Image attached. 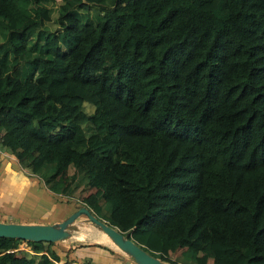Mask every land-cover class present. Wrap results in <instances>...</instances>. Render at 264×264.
Masks as SVG:
<instances>
[{
  "label": "trees",
  "instance_id": "trees-1",
  "mask_svg": "<svg viewBox=\"0 0 264 264\" xmlns=\"http://www.w3.org/2000/svg\"><path fill=\"white\" fill-rule=\"evenodd\" d=\"M54 5L0 0L2 146L167 264H264V0Z\"/></svg>",
  "mask_w": 264,
  "mask_h": 264
},
{
  "label": "crops",
  "instance_id": "crops-1",
  "mask_svg": "<svg viewBox=\"0 0 264 264\" xmlns=\"http://www.w3.org/2000/svg\"><path fill=\"white\" fill-rule=\"evenodd\" d=\"M60 195L64 199L67 197V195L52 192L44 187L34 172L32 173L28 168L22 166L8 149L3 148L2 154H0V221L56 223L59 219L56 220L57 214L53 207L55 197H61ZM68 203L63 202L62 206L67 208L70 206H67ZM57 241L59 242L60 239ZM58 242L52 241L49 246L62 261L65 260V256L79 261V259H85L92 254L101 264H136L127 259L118 258V256L112 255L113 253L108 252V256H105L96 248L89 247L88 244H80L78 247L90 248L92 253L84 251L85 256L80 258L77 252L78 248L74 247L75 244ZM44 245H47V241H44ZM100 257L103 259L100 260ZM68 264L82 263L73 261Z\"/></svg>",
  "mask_w": 264,
  "mask_h": 264
},
{
  "label": "rangeland",
  "instance_id": "rangeland-1",
  "mask_svg": "<svg viewBox=\"0 0 264 264\" xmlns=\"http://www.w3.org/2000/svg\"><path fill=\"white\" fill-rule=\"evenodd\" d=\"M60 1H62V0H55V5H54V11L55 12L57 11V5L60 3ZM96 9L97 8H95L94 6H91L90 10H89L90 14H93ZM83 107L88 112L92 110L91 104L86 102V101L83 102ZM89 125L90 124H88V123H84L83 127L85 129H88ZM71 194H72L71 195V197H72L71 199L74 202H72L71 199H70V201L67 200L68 197H65L66 199H64V197L62 195H60L61 197H58V196L55 197V205H54L53 208H55L54 212H56V214H57L55 216L56 220L63 219L64 217L67 216V214L69 213L70 210L71 211L75 210L77 208L76 205H78L79 202H80L77 199L78 196L85 195L86 191H83L80 188L76 187V188H74L72 190ZM63 202H66V203L69 202L67 206H69V205L70 206L67 207V208H64V206H62ZM8 219H11V218H8ZM66 227H67L69 235L61 238L60 241H62V243L69 242L70 244H73V245L75 244L76 246H74V247L76 249L78 248L77 252L79 253L80 258L82 256H85L84 251L87 252V253H92L90 248L88 249L87 247L86 248L78 247L80 244L81 245L88 244L89 247H92V249L96 248L97 251H99L100 253H102L105 256H108L107 254L109 252V253H113L112 255L118 256V258L127 259L131 263L132 262L136 263L133 260V258L131 257V255H129L125 251H122L121 249H119L116 246V244L111 240V238L108 237L101 230V228L98 225H96L95 223L90 221L86 217V215L80 214V215L76 216L71 222H69L67 224ZM24 241L25 240H23V239L18 240L17 247H20V249L16 250V253L22 254L24 251H25V253H29L30 252L29 250H27V249H30L29 245L26 243V241L25 242ZM55 241L58 242L57 240H55ZM60 241L58 243H60ZM17 247L15 249H17ZM98 248H99V250H98ZM69 249H71V247H69ZM175 253H176L175 247H172V254L174 255ZM65 257L66 258H65L64 261H62V259H60V260L57 259L55 261L56 264H68L69 262H73L71 260H75V259H72L70 257L67 258V256H65ZM102 259H103V257H100V260H102ZM84 261H85L84 259H79V261H75V262L85 264Z\"/></svg>",
  "mask_w": 264,
  "mask_h": 264
},
{
  "label": "water",
  "instance_id": "water-1",
  "mask_svg": "<svg viewBox=\"0 0 264 264\" xmlns=\"http://www.w3.org/2000/svg\"><path fill=\"white\" fill-rule=\"evenodd\" d=\"M85 214L98 225L122 251H126L136 264H167L146 251L132 237L123 235L114 225L97 218L86 206L82 205L71 211L66 217L56 223L0 221V236L18 237L29 240L55 241L68 235L67 224L76 216Z\"/></svg>",
  "mask_w": 264,
  "mask_h": 264
},
{
  "label": "built area",
  "instance_id": "built-area-1",
  "mask_svg": "<svg viewBox=\"0 0 264 264\" xmlns=\"http://www.w3.org/2000/svg\"><path fill=\"white\" fill-rule=\"evenodd\" d=\"M1 135V134H0ZM3 149V146L1 144V137H0V154H2V150ZM25 242V241H24ZM17 249H20V247H17ZM28 250V249H27Z\"/></svg>",
  "mask_w": 264,
  "mask_h": 264
},
{
  "label": "clouds",
  "instance_id": "clouds-1",
  "mask_svg": "<svg viewBox=\"0 0 264 264\" xmlns=\"http://www.w3.org/2000/svg\"><path fill=\"white\" fill-rule=\"evenodd\" d=\"M3 148H5V147H3ZM7 149V148H6ZM23 240H26V239H23ZM10 250H13V249H10ZM30 252H32V250H30V249H28ZM51 259V258H50ZM53 260V259H52ZM54 261V260H53Z\"/></svg>",
  "mask_w": 264,
  "mask_h": 264
},
{
  "label": "bare ground",
  "instance_id": "bare-ground-1",
  "mask_svg": "<svg viewBox=\"0 0 264 264\" xmlns=\"http://www.w3.org/2000/svg\"><path fill=\"white\" fill-rule=\"evenodd\" d=\"M105 234H106V233H105ZM107 236H108V235H107ZM108 237H109V236H108ZM111 240H112V239H111ZM112 241H113V240H112ZM113 242H114V241H113ZM113 242H112V243H113ZM114 243H115V242H114ZM115 244H116V243H115ZM116 246L118 247V245H117V244H116ZM118 248L120 249V247H118ZM125 252H126V251H125Z\"/></svg>",
  "mask_w": 264,
  "mask_h": 264
}]
</instances>
